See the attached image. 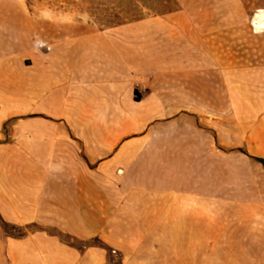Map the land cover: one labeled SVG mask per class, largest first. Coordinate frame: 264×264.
<instances>
[{
    "label": "crops",
    "instance_id": "crops-1",
    "mask_svg": "<svg viewBox=\"0 0 264 264\" xmlns=\"http://www.w3.org/2000/svg\"><path fill=\"white\" fill-rule=\"evenodd\" d=\"M59 23L49 8L0 3V154L23 156L0 161V219L42 226L9 236L0 223L4 264H78L83 250L49 229L98 233L121 203L158 204L166 218L169 204L246 200V173L232 172L247 170L248 132L261 138L264 117L233 113L249 104L232 97L231 63L221 73L215 56L168 51L158 18L134 25L145 34L138 49L122 24L85 38ZM250 79L240 68L238 81Z\"/></svg>",
    "mask_w": 264,
    "mask_h": 264
},
{
    "label": "rangeland",
    "instance_id": "rangeland-1",
    "mask_svg": "<svg viewBox=\"0 0 264 264\" xmlns=\"http://www.w3.org/2000/svg\"><path fill=\"white\" fill-rule=\"evenodd\" d=\"M19 1L22 6L53 10L57 31L63 28L58 23L66 21L71 24L72 33L83 27L85 38L92 29L105 36V28L122 24L119 27L126 28L118 34L129 37L135 31L136 49L141 48L145 34L134 25L141 24L144 30L145 20L158 18L157 39L168 51H199L203 62L208 61V56L212 62L215 56L217 71L221 73L224 61L232 64V97L249 104L233 110L234 114L264 117V30L256 29L252 23L257 9L264 8V0H176L177 8L164 13L152 9L159 6L158 0ZM128 44L121 42V49ZM240 68L245 78L250 75L249 83L238 81ZM12 129V120L3 124L4 138ZM248 133L246 150L251 158L247 160V170L232 172V179L238 175L244 178L246 173L249 185L243 188L247 191L244 202L169 204L173 209L166 218L152 212L158 204L121 203L112 217L103 219L98 233L90 228L93 233L79 238L57 227L49 230L83 250L78 264H264V203L252 199L257 189V194L264 196V166H256L254 161V152H261L257 156L264 158V134L256 138L254 132ZM10 157L11 160L0 154V161L21 162L23 156ZM232 162L239 164L234 158ZM222 174L218 171L216 178L222 179ZM256 179L260 184L257 187ZM0 223L9 236L42 227L35 222L18 225L0 219ZM5 262L0 240V264Z\"/></svg>",
    "mask_w": 264,
    "mask_h": 264
},
{
    "label": "bare ground",
    "instance_id": "bare-ground-1",
    "mask_svg": "<svg viewBox=\"0 0 264 264\" xmlns=\"http://www.w3.org/2000/svg\"><path fill=\"white\" fill-rule=\"evenodd\" d=\"M0 3L7 6H22L19 0H0ZM252 23L258 30H264V8L257 9L252 18Z\"/></svg>",
    "mask_w": 264,
    "mask_h": 264
},
{
    "label": "trees",
    "instance_id": "trees-1",
    "mask_svg": "<svg viewBox=\"0 0 264 264\" xmlns=\"http://www.w3.org/2000/svg\"><path fill=\"white\" fill-rule=\"evenodd\" d=\"M158 2L160 3V4H158L159 6H152V9H155L157 12L164 13V12H169V11L175 10L177 8V6H175L176 5V0H158ZM102 19H106V18H102ZM102 24H108L109 25V23H106V21H103ZM135 98L136 99L139 98V94L136 91H135ZM256 158L259 161L264 163V158L263 157L256 156Z\"/></svg>",
    "mask_w": 264,
    "mask_h": 264
}]
</instances>
